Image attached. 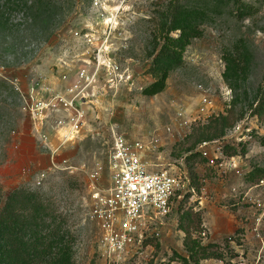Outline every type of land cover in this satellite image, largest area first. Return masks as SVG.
<instances>
[{
	"label": "rangeland",
	"instance_id": "obj_1",
	"mask_svg": "<svg viewBox=\"0 0 264 264\" xmlns=\"http://www.w3.org/2000/svg\"><path fill=\"white\" fill-rule=\"evenodd\" d=\"M237 1L180 0L181 21L201 10L200 37L182 59L161 53L167 86L147 96L155 58L179 36L168 31L172 0H0V209L15 189L47 199L50 250L33 264H106L89 213L119 137L144 143L150 162L186 173L194 189L168 215H144L123 264H181L191 211L202 219L194 237L225 257L200 264H264V183L247 176L264 170V0ZM54 94L84 111L73 139L64 109L33 111ZM11 246L0 236V264H17Z\"/></svg>",
	"mask_w": 264,
	"mask_h": 264
},
{
	"label": "built area",
	"instance_id": "obj_2",
	"mask_svg": "<svg viewBox=\"0 0 264 264\" xmlns=\"http://www.w3.org/2000/svg\"><path fill=\"white\" fill-rule=\"evenodd\" d=\"M207 103L204 99V104ZM49 107L65 110L67 119L61 125L67 124V138L73 139L82 123L83 109L74 99L54 94L48 102L35 101L33 111L40 112ZM210 108L205 105L202 110ZM208 143L204 142L202 146H208ZM109 173V186L92 195L89 215L101 230L99 248L106 264H123L143 238L144 215L148 211L168 215L176 200L184 199L194 189L186 173L158 169L150 162L147 147L139 140L115 138L109 157Z\"/></svg>",
	"mask_w": 264,
	"mask_h": 264
},
{
	"label": "trees",
	"instance_id": "obj_3",
	"mask_svg": "<svg viewBox=\"0 0 264 264\" xmlns=\"http://www.w3.org/2000/svg\"><path fill=\"white\" fill-rule=\"evenodd\" d=\"M233 2L237 3L238 1L233 0ZM180 3V0H172L169 9L172 22L168 30L169 35L178 31L179 36L176 38L167 37V42L164 43L161 52L154 60L153 73L156 80L143 90L144 95L155 96L166 89L169 71L162 63L161 53L168 51L176 58L182 59L186 47L194 39L200 37L196 27L192 25V21L201 16V10L197 8L184 10V21H181L179 19L182 9ZM247 176L250 182L260 184L264 180V170L254 168ZM2 198L0 189V204ZM47 206V199L42 194L21 188L12 191L0 209V236L3 235L5 241L12 244L11 247L16 250L17 264L46 262L45 252L52 238L48 233L51 227L47 226L45 222ZM183 216L180 226L186 234L184 245L188 256L175 254L178 261L181 264H200L201 261L208 259L225 261L218 245L211 243L205 245L194 237V233L202 230L201 215L191 211ZM185 221L187 222L186 226L183 225ZM4 231H7L6 235Z\"/></svg>",
	"mask_w": 264,
	"mask_h": 264
}]
</instances>
